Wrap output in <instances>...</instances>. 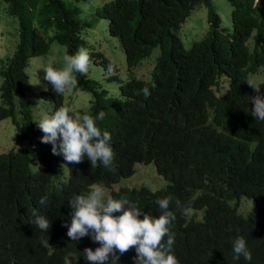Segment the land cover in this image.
<instances>
[{
    "label": "trees",
    "instance_id": "16d2710c",
    "mask_svg": "<svg viewBox=\"0 0 264 264\" xmlns=\"http://www.w3.org/2000/svg\"><path fill=\"white\" fill-rule=\"evenodd\" d=\"M77 1L0 0L9 14L2 19L18 37L13 50L0 57V119L10 118L36 158L33 166L25 149L0 151V264H90L83 250L99 244L90 235L71 240L66 225L73 211L68 200L94 184L107 188L113 199L136 202L142 215L158 216L156 201L171 195L170 231L179 264H264V121L251 115L248 100L264 92L247 83L257 72L264 83V0H227L225 26L214 0H106L90 17L81 15ZM203 10L210 20L207 33L184 44ZM96 19L117 38L123 72L103 55L100 43L92 49L88 31L96 29ZM51 41L64 45V54L81 47L89 51V73L76 74V88L90 93L86 108L68 106L44 72L43 87L34 91L30 84L29 58L46 54ZM147 57L152 65L139 77L134 67ZM223 79L227 84L220 89ZM144 87L147 97L137 94ZM37 98L48 102L45 110L65 106L93 117L104 111L96 124L112 137L115 171L99 162L93 167L86 156L63 168V157L41 142L34 122ZM135 162H152L163 186L118 183L133 173ZM42 196L47 205L38 204ZM251 198L253 213L242 212L239 207ZM34 208L49 219L48 232L29 223ZM238 234L251 262L232 259ZM117 255L118 264H134V248Z\"/></svg>",
    "mask_w": 264,
    "mask_h": 264
},
{
    "label": "clouds",
    "instance_id": "9594fccd",
    "mask_svg": "<svg viewBox=\"0 0 264 264\" xmlns=\"http://www.w3.org/2000/svg\"><path fill=\"white\" fill-rule=\"evenodd\" d=\"M206 18L209 24L210 20ZM90 65L89 51L81 47L73 54L65 52L62 57V66H57V63L53 61L43 64L38 69H43L44 79L51 84L53 91L63 95L66 89L78 86L76 74H88ZM107 71L111 74L114 68L109 65ZM247 83L259 93L260 84L254 85L250 81ZM224 84L226 86V79H223L220 87ZM213 89L216 90L215 95H219L217 91L219 87H213ZM141 93L147 97L150 95V90L144 87L137 94ZM248 100H251L253 104L251 115L255 119L264 121V97L257 94L248 97ZM104 117L105 113L102 110L93 117L91 114L72 112L68 107L61 106L54 110H41L34 122L42 131L41 142L51 145L53 155L62 156L69 164H79L86 156L93 167L99 162L110 171H115L114 152L110 145L112 137L108 131H102L96 124L98 119L103 120ZM29 145L28 147L32 150ZM10 148L25 149L30 160L27 147H9L8 149ZM69 164L64 165L62 161L63 168H67ZM173 199L169 195L156 201L160 209L158 216L147 212L142 215V210L136 202L113 199L106 194L103 186L91 185L85 193L74 195L68 200L73 211L70 224L66 225L67 236L75 241L90 235L91 239L99 244L95 250L91 248L83 250V255L90 264H108L110 260L113 264H118L117 252L124 254L133 248L135 249L134 264H179L173 252L175 234L170 231V224L175 219L174 213L169 210ZM251 199L252 202L251 200L246 202L252 206L253 210L254 200ZM38 204L47 205V196L40 197ZM175 207L182 210L180 200H175ZM29 223L44 232H48L50 228L49 219L45 214H40L36 208L31 212ZM165 237H167L166 242ZM42 244L45 247L49 246V240L42 241ZM232 250L234 261H239L241 257L247 262L252 261V253L242 235L238 234L234 238Z\"/></svg>",
    "mask_w": 264,
    "mask_h": 264
},
{
    "label": "rangeland",
    "instance_id": "374dc122",
    "mask_svg": "<svg viewBox=\"0 0 264 264\" xmlns=\"http://www.w3.org/2000/svg\"><path fill=\"white\" fill-rule=\"evenodd\" d=\"M106 0H78L77 3L82 8L81 15L90 17V12L94 10V8L100 6L102 2ZM215 11L220 16V25L225 26L229 23V10L230 6L227 0H214ZM5 3L0 2V57L8 55L14 48L15 44L17 43V33L14 32V29L11 28V24L6 21L7 18L2 19L4 16H8L5 9ZM7 13V14H6ZM201 20L197 22L195 28L193 30L192 36H187L188 39L184 38V44H188L191 40L200 39L204 34L207 33L208 23L206 21V12L205 10L200 11ZM12 20L11 17H9ZM95 27L96 29H89V39L95 41V46L92 48L93 50H97V45L100 43L101 51L103 52L104 56H107L111 62L119 65V71L123 72L124 69V58L123 56L119 55L120 53L118 50V40L114 36L108 35L103 30V23L105 21L103 19H96L95 20ZM100 23V24H99ZM14 24V21H13ZM87 29V28H86ZM88 40V38H87ZM65 47L55 41H51L48 46V50L46 54L32 56L29 58L30 66H26L27 72L33 71V77L30 78V84L37 91L39 88L44 86V80L42 77L43 69H38L43 64L51 63L55 61L57 66H62V57L64 55ZM152 53L156 54V51H152ZM147 64V66H145ZM151 59L149 57L143 59L139 62V64L134 67L136 75L141 77V74L147 73V68L150 69L151 67ZM259 74L261 72L253 73L248 76V81L252 82L254 85H259V91L264 92V83L259 81ZM262 75V74H261ZM263 77V76H262ZM1 78V77H0ZM225 84L220 87L223 89ZM32 89V90H33ZM31 90V88H30ZM254 90V89H253ZM33 91V92H34ZM28 93H32L29 91ZM33 94H28V97H32ZM63 99L68 106H71L75 111L77 109H83L88 103L87 99L90 97V93L80 88H69L66 89ZM264 97V94L262 95ZM36 102L39 107H37L36 114L41 110H45V107L48 102L41 101L40 99H36ZM43 106V107H42ZM86 108V107H85ZM42 132V131H41ZM13 145V146H12ZM27 147L30 155L31 165L34 164L35 158L32 150L28 147V143L20 137L16 135L15 132V125L11 122L9 117H4L0 119V151H5L9 147ZM63 164L67 165L66 161L63 159ZM70 163L69 165H72ZM134 171L129 176L121 178L118 183H121L125 186H138L140 184L148 186L150 189H155L160 187L164 183V179L161 175L157 174L152 162L142 163V162H135L133 164ZM125 183V184H124ZM120 184V185H121ZM116 185H113L112 188H116ZM104 188V187H103ZM106 194L108 193V189L104 188ZM239 209L244 213H252V206L245 202L243 205L239 207Z\"/></svg>",
    "mask_w": 264,
    "mask_h": 264
}]
</instances>
